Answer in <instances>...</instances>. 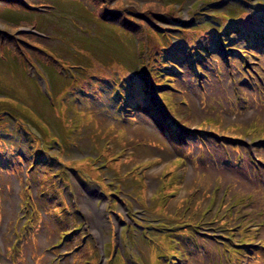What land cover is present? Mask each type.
I'll return each mask as SVG.
<instances>
[{"label": "rangeland", "instance_id": "1", "mask_svg": "<svg viewBox=\"0 0 264 264\" xmlns=\"http://www.w3.org/2000/svg\"><path fill=\"white\" fill-rule=\"evenodd\" d=\"M73 1L81 7L70 8L77 20L65 15L49 20L48 14L56 10L53 0H0V8H8L11 15L36 8L43 13L33 14L31 23L0 27V134L4 135L0 138V264H26L33 255L39 257V264H210L211 248L209 259L205 252L199 257L205 240L210 246L215 235L224 240L218 233L223 227L208 220L224 215L215 206L201 220L203 214H198L207 207L210 192L219 203L224 188L240 179L227 159L247 163L246 155L251 154L245 143L220 137L217 127L252 129L254 121L264 123V76L258 74L264 72V60L254 61L240 45L242 53L229 51L237 47L227 44L225 34V46L217 41L213 48L215 37L222 33L214 28L217 16L206 20L201 14L221 11L244 21L258 11L257 6L248 9L255 0ZM51 4L54 9L48 12ZM147 21L150 30L145 28ZM35 24L44 26V32L31 33ZM175 25L180 26L179 32L165 29ZM156 28L165 30L166 46L182 40L184 55L166 51L173 59L159 56L164 51ZM229 33L233 35L232 30ZM140 39L145 45L137 50L134 44ZM185 55L194 66L192 71L185 65ZM64 60L77 64L63 68L69 69L70 78L59 75ZM50 61L58 67L41 71L39 66ZM164 63L182 77L174 76L168 67L163 72ZM149 73L157 94H166L164 103L159 97L155 102L145 82ZM120 82L133 83V90L141 93L140 102L144 101L143 113L132 116V122L125 119V110L118 114L113 110L111 93ZM240 85L251 90L255 101L236 95ZM68 93L73 94L65 98ZM73 95L77 99H70ZM144 99L154 104L153 122L146 115ZM175 123L185 128L177 125V130ZM210 127L215 134L207 133ZM157 128L174 136L185 134L179 130L195 129L200 148L192 141L183 161L170 139L160 138ZM238 131L242 138L249 134L247 129ZM263 189L264 185L257 186L262 195ZM183 198L188 202L182 203ZM85 200L89 207L102 209L101 225L94 214L89 215ZM253 203L258 208L264 202L259 204L257 197ZM180 218L203 234L180 236L189 228L176 222ZM15 222L18 228L13 232ZM93 225L99 226V240ZM256 230L264 234L263 229ZM60 232H66L62 241ZM223 234L229 239L235 236ZM247 243L259 248L255 258L264 261V240ZM157 245L162 249L171 245L178 253L167 251L171 260L164 257L160 262L163 256ZM194 246L198 248L192 251ZM19 251L20 259L14 260ZM228 258L229 264L238 260Z\"/></svg>", "mask_w": 264, "mask_h": 264}, {"label": "trees", "instance_id": "2", "mask_svg": "<svg viewBox=\"0 0 264 264\" xmlns=\"http://www.w3.org/2000/svg\"><path fill=\"white\" fill-rule=\"evenodd\" d=\"M52 4L55 5L56 10L53 11V12H50V10H53L54 9V6ZM52 4L49 5V7L51 9H49L48 12H50V13L49 14L47 13L49 15L48 16V19L49 20H53L52 18H55V20H59L61 18L59 16H64V15L65 16H69V17H71V19H74V20H77L79 18L78 16H76L75 14H73V12H71V10H70V8H72L73 5L74 6L77 5L79 8H81L78 4H76L75 1H73V0H53ZM38 7L40 8L42 6H38ZM36 9H38V8H36ZM36 9H33L31 11V13H28V12H25L24 11L23 13L21 12V14H20L21 16H15V15H11L10 14L12 12L8 8H6V7L0 8V27L3 28V29H6L8 27H13V26L18 27V26H20V23L21 22L31 23L32 18H34L33 14H37V17L40 16L39 14H43V13H37L36 12ZM218 12L219 11H214L213 14L207 15L205 17L211 18L213 15H215V16L219 17L220 19L225 20L226 22L236 21L239 18V17H237V18H229L228 16L224 15L223 13H218ZM260 16L261 15H259V17L257 19H259ZM250 18L253 20V16L250 17ZM247 19L248 18L245 17L244 21L240 20V22L241 23H244V22L247 21ZM149 21H151V20H149ZM149 21H147V23H145V25H146L145 28H149ZM101 23H105V22L102 21ZM192 23H193V19H192V21H190V24H192ZM217 25H218V22L216 21V26ZM41 28L44 29V26L42 27L40 25V28L37 27V24H35V26H31V29L38 30L37 32H39V33L42 32L43 33L44 30H41ZM228 28H229L228 24L224 25V27H223V25H220L218 28H215L217 30L216 33L218 32V30H221L222 33L221 34H218L215 37V40L213 41L214 44L216 43L217 40L220 43H224V42L227 41L225 39L224 34L227 35ZM158 29H160V28H158ZM158 29L156 28L154 30V32H155L156 35H158L161 38V41L162 42L160 43V46H161V49L164 51V54L163 53L162 54H159V56H163L164 55L162 58H164L166 60L173 59V56L172 57H169L168 55L165 54L166 51H168V52H170V53H172L174 55H179V54L184 55V51L186 49V46L183 44V41L182 40H177L176 43H174L173 45L166 46L165 45V39L167 37L165 36L166 35L165 30L163 32H159ZM165 29L166 30H172V31L179 32L180 31L179 30L180 29V26L175 25L173 28H165ZM149 30H150V28H149ZM55 32L58 33V34H60L57 31H55ZM257 33L259 34V38L260 39L262 38V36H264V25H261L260 28L257 29ZM50 34L53 35L54 37H58L60 39H63V36L62 35H57V34L52 33V32ZM238 35L241 36V37H251L252 35H255V33L254 32H246V30H244L243 28L238 27ZM126 36H131V32H127ZM99 40L102 41L100 38H99ZM144 45H145L144 39H140L139 41H136L135 42L134 47L137 50H139V48L144 47ZM62 63H65V64H64V66H60L62 69H61L59 75H65L66 77L68 76L70 78L69 69L68 68L63 69V68L64 67H67L69 65H77V64H70V62H68L66 60L62 61ZM48 64H50V65H48V66H42V65H40L39 68L41 69V71H43V68H45V67H48V68H51V69H55V67H58V66H55L52 61H50ZM166 65H169V64L167 63V64H164L163 65V67H162L163 72H165V70H167L166 67H165ZM61 72H64V74H61ZM158 77H159V75L156 76V79Z\"/></svg>", "mask_w": 264, "mask_h": 264}, {"label": "bare ground", "instance_id": "3", "mask_svg": "<svg viewBox=\"0 0 264 264\" xmlns=\"http://www.w3.org/2000/svg\"><path fill=\"white\" fill-rule=\"evenodd\" d=\"M90 196L94 198L95 197V194H92L91 193V195H89V197ZM84 204L86 205V209H90L91 210V213H89V215L92 216V214H94L95 217H96V222L97 223H100V225H101V222L103 220L102 219V213H101L102 209H96L97 207L96 208L95 207H89L90 206V202L87 201V200L84 201ZM98 228H99V226H98ZM98 228L93 225V233L95 234V236L99 240L100 237H101V234H100ZM101 228H102V226H101Z\"/></svg>", "mask_w": 264, "mask_h": 264}]
</instances>
